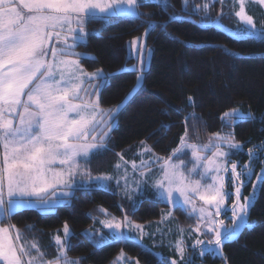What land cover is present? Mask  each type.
Masks as SVG:
<instances>
[{
	"label": "snow or ice",
	"instance_id": "snow-or-ice-1",
	"mask_svg": "<svg viewBox=\"0 0 264 264\" xmlns=\"http://www.w3.org/2000/svg\"><path fill=\"white\" fill-rule=\"evenodd\" d=\"M161 2L164 8L168 7L167 0ZM219 2L224 6L229 0ZM231 2L233 14L243 25L240 34L264 38V25L258 28L246 11L249 3L264 7V0ZM141 7V0H19L18 4L15 0H0V264H81L80 257L68 254L72 232L67 222L63 236L59 230L53 236L55 254L51 259L35 236L30 242L25 240L24 233L32 231V226L22 230L11 222L20 209L38 205L48 212L57 204L67 203L80 186L76 184L78 176L87 177L85 183L115 180L132 205L121 220L112 217L101 221L108 233L97 244L144 240L148 233L132 216L142 202L137 197L145 195V185L152 190V202L168 208L162 212L160 223L173 216V209L195 219L191 232L196 233V238L191 253L198 251L200 257L211 254L224 258L225 242H232L243 230L255 227L248 219L257 192L264 190V157L260 155L264 141L248 147L243 164L232 159L239 157L245 147L244 142L237 140L234 128L255 120L251 111L243 112L237 107L223 113L221 128L232 130L211 133L204 143L199 142L198 118L195 112L190 113L184 116L180 143L168 156L157 155L145 139L139 142V164L117 153L120 162L115 165V175L93 177L87 169L89 157L107 149L121 107H102L101 87L108 86L106 74L102 69L85 71L80 64L82 54L75 49L86 42V24L97 14L105 20L138 16L142 15ZM208 9L209 4L205 3L203 10ZM143 15L151 23L150 15ZM147 35L145 27L143 37L133 38L129 44L130 54L137 59L131 69L136 73L135 90L143 87L146 53L151 51L145 40ZM53 37L55 43L50 44ZM193 104L189 96L188 105ZM260 119L264 123V115ZM189 120L193 123L189 124ZM189 153L190 161L185 159ZM257 163L258 173L254 172ZM253 175L255 181L251 179ZM249 183L252 189L244 195ZM229 212L231 227H225L224 220L218 217L228 218ZM133 231L136 237L126 235ZM179 231V238L170 246L179 259L169 258L161 264H193L194 255L185 256L189 249L184 229ZM116 259L117 264L124 260L131 264L134 260L126 257L123 250Z\"/></svg>",
	"mask_w": 264,
	"mask_h": 264
},
{
	"label": "trees",
	"instance_id": "trees-1",
	"mask_svg": "<svg viewBox=\"0 0 264 264\" xmlns=\"http://www.w3.org/2000/svg\"><path fill=\"white\" fill-rule=\"evenodd\" d=\"M167 2L168 7L164 8L158 2L141 0L142 15L138 16L91 18L86 24V42L75 49L82 54L80 64L85 70L102 69L106 74L108 86L101 87L102 107L109 109L121 104L107 149L89 159L93 174L110 172L118 159L117 153L128 160L133 158L141 147L139 142L145 139L156 154L168 156L180 143L184 116L193 112L198 118L199 142L204 143L211 133L232 130L221 128L223 113L237 107L243 112L251 111L256 119L234 128L237 140L245 144L240 155L242 161L247 160L248 147L264 141V123L260 119L264 115V38L237 36L205 23L198 15L190 17L182 10V0ZM145 13L150 15L151 23ZM147 25H151L146 38L150 59L144 68L143 87L132 92L136 73L125 67L134 64L135 59L127 55V45ZM189 96L193 98V106L188 105ZM177 109L182 111L177 113ZM162 124L167 127H161ZM128 150L131 154L125 153ZM263 154L260 153L262 157ZM259 166L257 163L254 171ZM152 200L143 199L139 203L132 216L135 222L159 217L166 205ZM131 207L112 184L90 185L75 188L71 199L56 205L51 212L19 210L11 222L22 230L32 226L24 237L32 240L35 236L41 248L47 247L55 232L67 222L72 232L68 254L80 257L81 264H111L121 250L141 264H161L165 258H159L134 240L97 244L101 240L96 233L101 229L102 210L122 219ZM190 220L183 217V221ZM248 222L255 227L243 230L236 240L223 245L227 264H264V190L258 191ZM89 228L95 231L91 237L85 233ZM49 248L53 250L55 245ZM190 254L194 255L193 264H225L220 256L200 257L198 251ZM172 255L176 257L175 252Z\"/></svg>",
	"mask_w": 264,
	"mask_h": 264
},
{
	"label": "rangeland",
	"instance_id": "rangeland-1",
	"mask_svg": "<svg viewBox=\"0 0 264 264\" xmlns=\"http://www.w3.org/2000/svg\"><path fill=\"white\" fill-rule=\"evenodd\" d=\"M150 2H158L160 4H162L161 0H148ZM19 3V0H16V4ZM205 3L209 4V9L207 12H205L203 10V5ZM182 4V10L184 12H187L189 14V16L191 17L192 15H198L200 16L201 20L204 21L205 23L209 24V25H214L217 26L229 33H233L236 34L237 36H243L242 34H240L239 29L241 27H243V25L240 24L239 20L237 17H235V15L233 14V5L231 0H229V2L222 6L219 2V0H187V3H185V0H182L181 2ZM163 5V4H162ZM197 5H199L200 7L198 8ZM246 11L249 15H251L254 18V21L257 25L258 28L261 27V25H264V7H261L258 3H249L247 5ZM219 13H223L222 15H218ZM101 14H97L96 17H100ZM118 17H127V16H118ZM148 28V32L151 28V25H147ZM145 32V28L144 30L141 32V34L137 37H143ZM147 36L145 37L146 40ZM132 40V39H131ZM130 40V41H131ZM130 41L128 42L127 45V55L129 57H133L130 54V49H129V44ZM50 44H54L55 43V37L52 38V40L49 41ZM147 43V42H146ZM149 48V47H148ZM150 49V48H149ZM150 52L146 53V62L144 65V68L147 66V64L149 63V59H150ZM135 59V58H134ZM137 64V59H135L134 64L130 65V66H126L125 70H131L132 66ZM84 69V68H83ZM85 70V69H84ZM87 71V70H85ZM96 71V70H95ZM89 73L94 72V71H87ZM135 89H132V92ZM121 105V104H120ZM116 125V120L115 123L113 125V127ZM207 142V141H206ZM104 149L98 151V153L102 152ZM140 150V148H139ZM139 150H137L133 155L134 157L131 159H126V157L124 156V159L131 162V161H135L137 164H139L141 157L138 155ZM130 153V150L125 151V153ZM97 153V152H96ZM131 154V153H130ZM158 155V154H157ZM208 155H211V153H208ZM161 156V155H160ZM91 157V156H90ZM89 157V159H90ZM264 157V154H263ZM145 159H148V156H145ZM186 160H191V154L189 153L188 156L185 157ZM232 159H239L241 164H243L244 161H242L241 157H237V156H233ZM120 162V158L118 156L117 161H115L112 170L109 172H104L103 174H93L91 171V174L93 177L95 176H102V175H115L116 174V168L115 165ZM81 163H83V160H81ZM53 167H59V165H53ZM87 169L90 170V168L92 167L91 164V160H88V163L86 165ZM189 167H191V163H189ZM128 169H129V175L131 176V167L130 164L128 165ZM122 171V170H121ZM260 171V166L256 169V173H258ZM251 179L253 181L256 180V176L253 175L251 177ZM87 180V177H76V184L80 185L79 187L82 186H90V185H97V186H107L112 184L115 188L116 191L119 195H121L123 198H125L130 204L131 202L123 195L121 188L117 187L116 181L112 180L111 182H99V181H91L90 183H85V181ZM122 187V184H121ZM77 188V187H76ZM252 189V184L249 183L247 184V186L244 189V195H248L250 193ZM144 191H145V195L143 197H137V199L139 201H142L143 199H153V195H152V190L145 185L144 186ZM59 192L60 190L57 189V196H59ZM258 193V192H257ZM257 196V195H256ZM56 197H53V199H55ZM199 203V202H198ZM62 204V203H60ZM57 204V205H60ZM230 204V203H229ZM24 209H38L41 212H43L41 210L40 206H32V207H26L20 210H24ZM54 208L48 212L53 211ZM168 210L167 206L163 207L160 210V215L157 219L148 221V222H144V223H140V222H136L138 224H141L144 226V230L146 233H148V235H146L144 237V240L142 242H140L139 244L153 252L154 254H156L159 258H165V260L169 259V258H175V259H179V257H174L172 255V252L174 251V248L170 247L171 245H174L176 240L179 238L180 236V229H184V239H185V243L189 249V252L185 253V256L187 257L188 255H190V251H191V245L193 242V239L196 238V233L195 232H191V228L195 226L196 221L195 219H191L190 221H183V217H188L187 213L180 210V209H173V216L169 217L167 220H164L163 223H160L161 218H162V212H166ZM19 211V210H18ZM44 213V212H43ZM231 215V212H229ZM113 216H110L108 214H105L104 211V216L100 217L99 219V223H100V227L101 229L97 230L96 233V238H100L102 235H106L108 233V229L104 228L103 224L101 223L102 220H107V219H111ZM231 216H228V218L225 217H218V219L224 220V226L225 227H231ZM117 220H121L120 218L115 217ZM228 219V220H227ZM230 220V221H229ZM249 223V222H248ZM250 224V223H249ZM63 226L59 229V235L63 236ZM159 229V230H158ZM105 231V233L103 232ZM58 230L55 232V235L57 234ZM191 232V236L188 235V233ZM86 235L88 236H92L93 234H95V231H93L91 228L86 230ZM126 235L132 236V237H136V233L133 232H127ZM25 238V237H24ZM201 239H205L204 236L200 237ZM27 241H31L30 239L25 238ZM134 240V239H133ZM136 242V240H134ZM110 242V241H109ZM108 243V242H106ZM54 245V241L52 239V242H49V245L47 247L44 248V246H42V249H47L48 254L47 257H52L55 254V249L51 250L49 247ZM105 244V242H101L99 243V245ZM168 252V253H167ZM121 253V251L116 255V257L114 258V260L111 262V264H117V257L119 256V254ZM125 253V252H124ZM126 257H131L129 255H127L125 253ZM134 260L131 262V264H135V260H137L135 257ZM120 264H129V262H127L126 260L121 261ZM139 264H141L139 262Z\"/></svg>",
	"mask_w": 264,
	"mask_h": 264
},
{
	"label": "crops",
	"instance_id": "crops-1",
	"mask_svg": "<svg viewBox=\"0 0 264 264\" xmlns=\"http://www.w3.org/2000/svg\"><path fill=\"white\" fill-rule=\"evenodd\" d=\"M15 3H16V0H15Z\"/></svg>",
	"mask_w": 264,
	"mask_h": 264
}]
</instances>
